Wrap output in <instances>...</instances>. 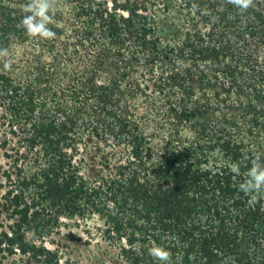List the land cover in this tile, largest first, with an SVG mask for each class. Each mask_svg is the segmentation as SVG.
Instances as JSON below:
<instances>
[{"label": "trees", "instance_id": "obj_1", "mask_svg": "<svg viewBox=\"0 0 264 264\" xmlns=\"http://www.w3.org/2000/svg\"><path fill=\"white\" fill-rule=\"evenodd\" d=\"M28 2L0 0L7 241L61 264L26 234L93 220L123 264H159L154 245L168 264H264V192L238 187L264 160V0H51L52 39L25 32Z\"/></svg>", "mask_w": 264, "mask_h": 264}, {"label": "rangeland", "instance_id": "obj_2", "mask_svg": "<svg viewBox=\"0 0 264 264\" xmlns=\"http://www.w3.org/2000/svg\"><path fill=\"white\" fill-rule=\"evenodd\" d=\"M11 165L9 160L0 156V264H41L28 255L20 254L16 245L8 242L5 237H14L11 235L16 229L12 208L6 199L7 191L13 188L8 179V175L11 180L13 178ZM93 222L85 225L61 218L57 225L48 223L44 231L32 228L26 234V240L36 244L42 242L50 250L56 251L61 264H123L116 249L109 247L97 236L90 235L89 227L93 226ZM41 235L42 238L39 237Z\"/></svg>", "mask_w": 264, "mask_h": 264}, {"label": "clouds", "instance_id": "obj_3", "mask_svg": "<svg viewBox=\"0 0 264 264\" xmlns=\"http://www.w3.org/2000/svg\"><path fill=\"white\" fill-rule=\"evenodd\" d=\"M230 2L240 9L246 10L252 3V0H230ZM51 10V0H29L23 6L25 15L20 21L25 32L30 36L41 39L54 38L56 33L48 27L52 23ZM7 54V49L0 48V56ZM231 171L239 175L240 166L237 163H233ZM246 177L238 187L241 192L250 197L249 204H255L258 199L256 194L264 192V160H261L257 156L247 169ZM148 252L159 264H168L170 260V252L162 246L154 245L148 249Z\"/></svg>", "mask_w": 264, "mask_h": 264}]
</instances>
